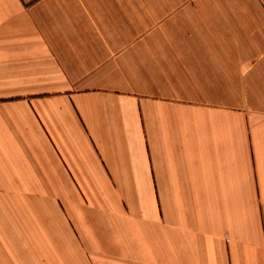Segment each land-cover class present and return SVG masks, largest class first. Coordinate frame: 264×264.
Masks as SVG:
<instances>
[{
	"label": "crops",
	"instance_id": "1",
	"mask_svg": "<svg viewBox=\"0 0 264 264\" xmlns=\"http://www.w3.org/2000/svg\"><path fill=\"white\" fill-rule=\"evenodd\" d=\"M0 264H264V0H0Z\"/></svg>",
	"mask_w": 264,
	"mask_h": 264
}]
</instances>
